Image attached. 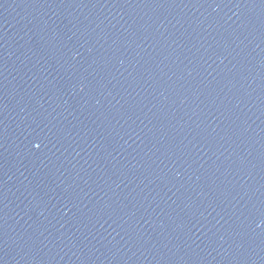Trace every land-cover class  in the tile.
Returning <instances> with one entry per match:
<instances>
[{"label": "water", "instance_id": "water-1", "mask_svg": "<svg viewBox=\"0 0 264 264\" xmlns=\"http://www.w3.org/2000/svg\"><path fill=\"white\" fill-rule=\"evenodd\" d=\"M0 264H264V0H0Z\"/></svg>", "mask_w": 264, "mask_h": 264}, {"label": "snow or ice", "instance_id": "snow-or-ice-1", "mask_svg": "<svg viewBox=\"0 0 264 264\" xmlns=\"http://www.w3.org/2000/svg\"><path fill=\"white\" fill-rule=\"evenodd\" d=\"M37 147H39V145H37Z\"/></svg>", "mask_w": 264, "mask_h": 264}]
</instances>
